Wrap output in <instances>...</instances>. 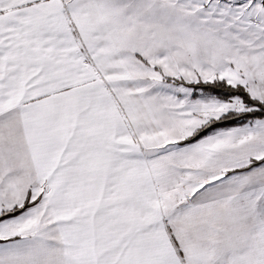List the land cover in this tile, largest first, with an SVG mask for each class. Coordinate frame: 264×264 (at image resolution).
Returning a JSON list of instances; mask_svg holds the SVG:
<instances>
[{"label":"snow or ice","instance_id":"1","mask_svg":"<svg viewBox=\"0 0 264 264\" xmlns=\"http://www.w3.org/2000/svg\"><path fill=\"white\" fill-rule=\"evenodd\" d=\"M0 264H264V0H0Z\"/></svg>","mask_w":264,"mask_h":264}]
</instances>
